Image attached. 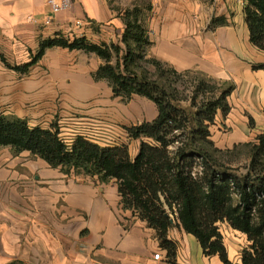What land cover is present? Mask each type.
<instances>
[{
  "label": "crops",
  "instance_id": "obj_1",
  "mask_svg": "<svg viewBox=\"0 0 264 264\" xmlns=\"http://www.w3.org/2000/svg\"><path fill=\"white\" fill-rule=\"evenodd\" d=\"M242 8L243 0H152L146 22L152 42L147 55L177 71L198 70L218 80H231L235 84L231 95L241 97L238 108L230 104L229 96L231 110L226 118L242 111L255 122L252 133L259 134L264 130V69L252 66L264 64V51L250 43ZM48 13L46 0H0V49L6 52L0 51V56L7 64L28 63L45 39L84 37L95 44L118 43L124 29L121 13L110 0H75L50 25H44ZM218 16L227 23L210 28L211 18ZM102 63L94 53L53 47L27 72H18L0 57V112L24 119L30 126L72 127L69 135L74 137L84 135L78 128L89 122L131 123L126 128L154 120L156 105L138 95L133 96L150 103L149 116L134 112L124 120L121 98L113 95L107 81L93 77ZM112 101L119 106L116 115L109 109ZM217 117L223 119L220 112ZM243 126L247 128L246 122ZM250 133L242 134L240 141L248 140ZM123 135L133 158L141 140L131 139L126 129ZM231 230L243 246L248 243L246 235ZM168 239L177 245V264H223L216 255L205 256L196 238L182 228H170ZM231 249L230 261L236 258ZM157 252L162 260H154ZM13 261L169 264L156 230L123 210L115 180L106 184L78 180L28 151L15 154L10 147H1L0 264Z\"/></svg>",
  "mask_w": 264,
  "mask_h": 264
},
{
  "label": "trees",
  "instance_id": "obj_2",
  "mask_svg": "<svg viewBox=\"0 0 264 264\" xmlns=\"http://www.w3.org/2000/svg\"><path fill=\"white\" fill-rule=\"evenodd\" d=\"M242 12L250 43L264 51V0H243ZM121 19L124 29L118 43L95 44L84 37L59 36L41 41L26 64L10 66L0 57L9 68L27 72L49 48L96 54L103 63L93 74L95 80L107 81L113 95L123 101L138 95L157 107L154 120L125 128L131 139L141 140L137 155L132 158L125 144L101 146L82 135L66 142L57 124L30 126L24 119L1 112L0 148L10 147L15 154L28 151L78 180L94 179L99 184L115 180L123 210L156 230L169 264H177V245L168 239L173 226L193 235L205 256L216 255L223 264H233L219 231V223L224 222L249 242L241 251L240 264H264V130L254 141L234 147L246 150L243 166L221 161L219 155L224 152L215 147L210 126L218 112L223 117L229 114L228 98L235 84L198 70L177 71L148 57L152 42L143 20L133 11L121 14ZM226 23L223 16L212 17L209 27ZM141 62L153 68L151 78L139 71ZM252 68L264 69V64ZM191 72L201 78L191 102L184 105L174 93L181 78Z\"/></svg>",
  "mask_w": 264,
  "mask_h": 264
},
{
  "label": "rangeland",
  "instance_id": "obj_3",
  "mask_svg": "<svg viewBox=\"0 0 264 264\" xmlns=\"http://www.w3.org/2000/svg\"><path fill=\"white\" fill-rule=\"evenodd\" d=\"M151 2L152 0H110V4L112 5L113 8L117 9L119 14H125V12L129 11L133 13H138L139 17L141 20H143V24L146 27V22L147 19L150 16V8H151ZM134 9H137V12L134 11ZM2 53H5L2 49H0ZM8 59V57H7ZM140 65V72L144 73L145 75H148V77H152V70L153 68L150 65H146V63H139ZM201 77L197 75L195 72H191L181 78L178 86L176 85V92L174 93L177 95V98L182 99V104H189L191 102L192 96H194V89L197 86L196 84L198 83L199 79ZM218 80V79H217ZM223 81V80H221ZM224 81H231V80H224ZM264 94V89L262 90ZM133 96V95H132ZM239 97H241V94H236L233 93L230 98V104L233 107H238V100ZM199 98V97H198ZM197 98V99H198ZM119 100V99H118ZM121 105H122V117L124 120H127L126 116H132L135 113L140 112V117L143 116H149V111L150 107L145 99L138 98L136 96L131 97L128 101H123L122 99L120 100ZM119 109L118 105H115V102L112 101L111 105L109 107L110 112L113 115H116L114 110L117 111ZM240 115H236L235 117H223L221 119L220 117H215L214 123L210 126V132H211V139L215 144V147L221 149L224 153L219 155V159L230 166L233 167H238V166H243L245 162L247 161V155H246V150L243 148H237L234 149L236 145L242 144L244 142L248 141H254L255 136L258 134L254 131L252 133V129L255 125V122L250 118L245 116V114L241 111L239 113ZM111 115V117H113ZM229 118V121L227 119ZM140 119V118H139ZM109 121V120H108ZM105 121L104 123H96V122H89L87 126H83L81 128H78L80 132H83L82 136L86 137L90 141L97 143L101 146H114L117 143L119 145H122L123 142L125 141V135H123L125 126L131 124H127L126 122L123 121L125 125H120L119 123H113V122H108ZM243 122H246L247 128L243 126ZM64 129L60 130V136L66 141V142H71L72 138L74 136H70L71 134V128L68 126H64ZM251 131L250 135H248V140L246 141H240L244 139L242 134L247 135L248 130ZM256 130V129H255ZM77 131V130H76ZM246 131V132H245ZM262 132V131H261ZM256 134V135H255ZM255 135V136H254ZM134 145L131 146V150H133ZM232 150L234 149L233 152H225L226 150ZM219 231L223 237V242L226 247V251L228 252L231 251L233 248L235 250V260L232 259L231 262H234V264H237L238 256L241 255V251L244 247H247L249 242L243 246L240 242L241 241L240 236H238L234 231H232L231 227L226 223H219ZM239 238V240H238ZM247 238V237H246ZM228 255V253H227Z\"/></svg>",
  "mask_w": 264,
  "mask_h": 264
},
{
  "label": "built area",
  "instance_id": "obj_4",
  "mask_svg": "<svg viewBox=\"0 0 264 264\" xmlns=\"http://www.w3.org/2000/svg\"><path fill=\"white\" fill-rule=\"evenodd\" d=\"M75 0H46V6L48 7L49 13L44 18V25H50L53 22V17L61 11L69 8ZM76 26H81L80 21H75ZM154 260H162V255L157 252L153 255Z\"/></svg>",
  "mask_w": 264,
  "mask_h": 264
}]
</instances>
